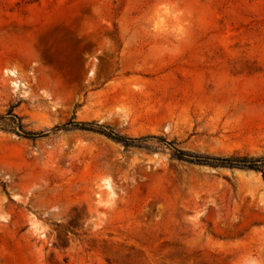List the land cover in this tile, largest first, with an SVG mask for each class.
Masks as SVG:
<instances>
[{"label":"rangeland","instance_id":"1","mask_svg":"<svg viewBox=\"0 0 264 264\" xmlns=\"http://www.w3.org/2000/svg\"><path fill=\"white\" fill-rule=\"evenodd\" d=\"M0 264H264V178L105 135L264 154V0H0Z\"/></svg>","mask_w":264,"mask_h":264},{"label":"trees","instance_id":"2","mask_svg":"<svg viewBox=\"0 0 264 264\" xmlns=\"http://www.w3.org/2000/svg\"><path fill=\"white\" fill-rule=\"evenodd\" d=\"M1 123L7 124L4 130L18 136L37 139L46 135V131H35L28 128L24 117L15 113L13 109L6 114H0ZM1 128V127H0ZM55 131L82 130L99 133L122 144L126 148H138L147 152H165L171 158L200 166L224 168L232 170L255 171L264 178V154L252 155L234 153L231 155H216L183 148L177 140H170L166 136L147 134L130 136L116 131L112 127L101 125L96 121H70L64 125H57Z\"/></svg>","mask_w":264,"mask_h":264}]
</instances>
